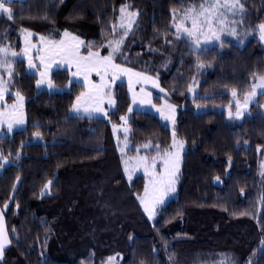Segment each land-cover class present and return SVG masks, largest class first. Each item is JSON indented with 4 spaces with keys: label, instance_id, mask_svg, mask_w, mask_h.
I'll return each mask as SVG.
<instances>
[{
    "label": "trees",
    "instance_id": "trees-1",
    "mask_svg": "<svg viewBox=\"0 0 264 264\" xmlns=\"http://www.w3.org/2000/svg\"><path fill=\"white\" fill-rule=\"evenodd\" d=\"M202 2L11 0L14 17L0 15V42L15 49L22 28L43 36L67 30L83 40V53L91 46L107 55L100 46L113 39L121 6L138 12L115 63L157 79L176 106L174 129L185 147L176 195L150 221L137 199L144 177L127 181L112 125L126 116L128 153L148 144L142 152L150 157L157 145L161 152L170 146L169 128L151 112L129 111L125 81L112 87L115 109L107 118H77L70 109L84 86L67 69L51 72L61 91H48L37 88V76L17 59L10 89L25 98L26 124L0 139V151L12 159L0 173V209L12 238L0 264H104L112 256L115 264H212L222 257L264 264V94L241 120L212 108L228 105L232 89L249 92L253 74L264 73L255 34L264 22V0H241V25L251 31L242 44L223 38V46L219 41L193 51L174 29L173 11ZM190 84L196 85L194 98L187 95ZM198 105L208 109L196 111ZM36 131L42 138L33 136Z\"/></svg>",
    "mask_w": 264,
    "mask_h": 264
},
{
    "label": "snow or ice",
    "instance_id": "snow-or-ice-1",
    "mask_svg": "<svg viewBox=\"0 0 264 264\" xmlns=\"http://www.w3.org/2000/svg\"><path fill=\"white\" fill-rule=\"evenodd\" d=\"M11 0H0V15L7 16L9 20H12L14 14L10 6ZM130 6L123 5L120 8V28L123 30V35L119 39L115 36L118 35L116 32V26H113V39L109 40L106 44L101 45V48H107L108 54L101 55L99 51H93L91 46L87 55H81L80 48L84 44L78 37L72 35L67 30L61 36L60 40L48 39L45 36H40L39 46L32 43L31 37L32 32L26 28L21 29L23 36V47L20 53H17L15 49L9 44L7 46L0 44V102L5 100V96L8 93V89L12 85L15 76L14 64L18 57L23 56L24 60L27 61L28 68L31 69H42L38 71L39 79L36 81V86L39 88L42 84H47L49 90L54 88L51 79L48 78V72L51 68L52 61L59 60L61 63H67L69 65V70L74 66L76 71L72 73V76L83 77L84 85L87 91L82 92L80 95L76 96L75 102L72 104L70 111L75 114L77 118H83L87 115L89 119H92L95 113L102 114L107 118L108 113L102 107L105 99L107 98L108 104H114V100L111 97L109 91L108 78L114 82L121 74L127 75L129 80V91L132 93L133 103L138 99V94L133 90L135 83H147L151 82L154 87L159 85L151 77L140 73L133 72L131 69L123 67L120 64L115 63V58L118 54H122V45L124 44L125 37L134 28L138 19V12L129 11ZM224 11H221V10ZM245 12V6L241 0H213L212 3H208L205 0L204 3L199 5L197 8L195 5L190 6L183 13L178 15L173 11V25L176 27L178 36L186 35L190 41V49L196 51L201 48V39L207 43L210 40L220 41L223 46V41L221 39V33L224 31V17L226 13H231L236 15L237 13L243 15ZM42 19H48L45 15L41 17ZM190 22L191 27L187 24ZM219 23L220 28L214 26ZM259 31L260 39L264 41V22L257 25ZM235 34V30H233ZM36 49L37 56H33L32 50ZM38 59L39 65L34 61ZM204 64L200 63L198 69H203ZM95 73L100 78V83L94 84L89 80V76ZM5 75L7 79L5 78ZM258 81V83H257ZM79 83V81H76ZM71 83V81H70ZM264 89V76H257L253 74V84L252 90L244 94V100H236L235 107L236 112L233 114L231 111V105L228 110V118L231 120L233 117L237 120L241 119L245 111L247 110L249 103L252 101L253 97L257 95V89ZM164 90L161 89V92ZM188 91L192 92L193 87L190 84L188 86ZM141 93L143 95L140 97V103L150 104L151 98L147 93H144L143 88H141ZM232 96L235 98L238 93L236 89H232ZM15 100L11 105L4 103L0 105V139L6 138L4 135V129L6 127L7 134H12L14 129L20 128L25 124V114H24V104L25 98L19 92L14 93ZM155 107V106H154ZM199 107V105L197 106ZM264 107V106H262ZM129 111H132L131 106ZM156 111L160 113V116L164 120L175 122V106L171 104H165L161 107L156 108ZM121 121L124 122L125 127L123 131L127 137L129 133V128L127 125V117L121 116ZM34 127H39L35 125ZM26 130V129H25ZM117 131V126L113 125V133ZM36 138H42L39 131L33 133ZM23 143L21 147H23ZM145 148H149L148 144L144 145ZM184 149V142L178 141L176 139V133L173 131L172 145L171 147L164 151H160V146H156L157 156L152 157L149 160L148 157H140L138 159V166H142L144 169V174L146 183L144 185L143 195H137V199L140 202L141 207L145 214H147L149 219H152L156 215L157 208L163 204L164 198L175 192V184L178 179V173L180 170V159L181 152ZM11 153L9 154V156ZM21 153L18 151L16 153V159H20ZM231 157H229V160ZM157 160L162 164V170L157 172L158 167ZM9 157H5L3 152L0 151V169L4 168L8 164ZM125 164V173L129 174V167L127 161H122ZM264 175V173H262ZM20 177L17 176V181ZM129 179L131 175L129 174ZM219 180V177L216 178ZM52 181H48L45 184V189L50 188ZM16 188V185H13ZM44 194L43 192L41 193ZM264 200V197H262ZM7 203L5 208H7ZM243 214V213H242ZM15 232V229H13ZM12 244V238L9 235L3 216V209H0V259H3L5 249ZM114 258L109 257L107 264H113ZM220 264H231L229 258L224 257ZM250 264L254 262L250 261Z\"/></svg>",
    "mask_w": 264,
    "mask_h": 264
},
{
    "label": "rangeland",
    "instance_id": "rangeland-1",
    "mask_svg": "<svg viewBox=\"0 0 264 264\" xmlns=\"http://www.w3.org/2000/svg\"><path fill=\"white\" fill-rule=\"evenodd\" d=\"M204 2H205V0H203L202 3H204ZM207 2H208V3H212L213 0H207ZM222 2H223V0H221V3H222ZM199 5H200V4H199ZM199 5H195V6H196L197 8H199ZM191 6H192V5H191ZM128 10H129V9H128ZM186 10H187V9H185V10L182 11V12H177V14H178V15L183 14ZM221 11H224V10L222 9ZM120 15H121V13H120ZM120 15H119L118 20H117L116 25H115V26H116V32L118 33V35L115 36L116 39H119L120 36L123 35V30L120 28ZM241 20H242V15L239 14V13H237L236 15H232L231 13H226V14H225V17H224V25H223V27H224V31L221 33V39H223V38H230V39L236 41L237 43L242 44L243 41H244V40L250 35L251 31H249V30H247V29H245V28L242 27V25H241ZM258 25H259V24H258ZM187 26H188V27H191L190 22L187 24ZM214 26L217 28V30H219V28H220L219 23H217V24L214 25ZM174 29L176 30V27H175V26H174ZM233 30H235V34H233ZM29 31H30V30H29ZM31 32H32V31H31ZM176 32H177V30H176ZM63 33H64V31H60V32L57 33V34H50V35L45 36V37L48 38V39H52V40H57V41H58V40L61 39V36H62ZM69 33H70V32H69ZM32 34H33L32 37H31L32 43L35 44V45H37V46H39V44H40L39 37H40V36H43V35L35 34L34 32H32ZM71 34L74 35L73 33H71ZM177 34H178V33H177ZM255 34H256V37L258 38L259 42L261 43L262 48L264 49V41H262V40L260 39V35H259V31H258V29H257V26H256V28H255ZM74 36H76V35H74ZM179 36H183V37L187 38L186 35H179ZM76 37H78V36H76ZM78 38H79V37H78ZM79 39H80L81 41H83L81 38H79ZM187 39H188V38H187ZM20 41H21V44H20V46H19V49H15V48L12 46V47L15 49V51H16L17 53H20V52H21V49H22V47H23V36H22L21 30H20ZM218 42H219V41H216V40H210L209 42L205 43L204 40H203V38H202V39H201V45H202L201 47L212 46V45L217 44ZM0 44L7 46V45H9L10 43L7 42V43H4V44H3V43L0 42ZM82 48H83V45H82L81 48H80V53H81V55H87V53H83V52H82ZM32 54H33V56H37L39 53H37L36 49L34 48V49L32 50ZM17 59H22L23 61H25V64H26V70H27L28 73H30V74H35V75L37 76V80L40 78L39 75H38L37 73H38L39 70H42V69H31V70H30V69L28 68L27 61L24 60L23 56H20V57H18ZM34 62H35L37 65H39V60H38V59H36ZM60 64H61V62H60L58 59L55 60V61H52L51 68H50V70H49V72H48V78H49V79H50V73H51V71H52V70H55L57 67H60ZM61 66L64 67V68H65V67L69 68V65H68L67 63H62ZM123 67H124V66H123ZM75 71H76V68L73 66V67L71 68V70H70L71 80H72V81H79V83L82 84V85L84 86V90H83L82 92L87 91V89H86V87H85V85H84L83 77H80V76H72V73H74ZM132 71H133V70H132ZM133 72H136V71H133ZM143 74H144V73H143ZM145 75H146V74H145ZM147 76H148V75H147ZM259 76H264V73L261 74V75H259ZM149 77H150V76H149ZM5 78L7 79L6 75H5ZM151 78H152V80H155V81L157 82V84H158V81H157L156 78H154V77H151ZM89 80H90L92 83H94V84H98V83H100V78H99V76H97L94 72L89 76ZM117 81H126V82L129 84V80H128V76H127V75L121 74V75H120V76H119L114 82L111 80V77H109V78H108V83H109V91H110V93H111V97H112V87H113L114 83L117 82ZM148 83H149V82H148ZM148 83H135L134 86H133V89H135V90L140 89V90H141V88H143V89L146 88L147 90L150 91V88H151V87L149 86ZM257 83H258V81H257ZM158 85H159V84H158ZM135 87H136L137 89H136ZM149 87H150V88H149ZM153 87H154V86H153ZM192 87H193V91H192V92L187 91V95H188L189 97H191V98H194V96H195L196 93H197V91H196L197 89H196V85H195V84H193ZM39 88H40V89H45V90H48V91H61V90H60L59 88H57L56 86H54L53 89L49 90V88H48V86H47L46 83H45V84H42ZM148 88H149V89H148ZM161 89H162V88H160V86H158V87H154L153 89H151V92L154 94L155 97H157V99L159 100V103L156 104V103L152 102V100H151V103L148 104V106H149V108H150L151 110H147V109H144V110L150 111L151 113L155 114L157 117H159V118L161 119L162 123H163L166 127L169 128V130H170V134H171V142H170V146L168 147V149H169V148L171 147V145H172L173 131H175V129H174V127H175V122H174V124H173L172 121L162 119L161 116H160V113L156 111V108L161 107L162 105H165V104H171V105H173V106H175V105L167 99V94H166V92H165V91L161 92ZM251 90H252V87H251V89L249 90V92H250ZM15 92H16V90H11V89L9 88V89H8V93H7L6 96H5V100L2 101V102H0V105H2V104H4V103H7L8 105H11V104L14 102V100H15V95H14ZM152 93H151V95H152V97H153V94H152ZM261 93L264 94V89H260V88H258V89H257V95H256L255 97H253L252 101L249 103V106L251 105V103H253V102L256 101L257 96H258L259 94H261ZM9 95L12 96V100H11V101L6 100L7 96H9ZM112 99H113V97H112ZM236 100H240L241 102H243V100H244V94H242V95H239V94H238V95L234 98V97L232 96L231 92H230V103H229L228 105H226V106H222V107H212V108L215 109V110L223 111L224 114H225V116L228 118V110H229V106H230V105H231V111L233 112V114L236 112V107H235ZM154 106H155V107H154ZM249 106H248V108H249ZM102 107H103V108L105 109V111L108 113V111H109L110 109L113 108V104H112V105H109V104H108V101H107V98H106L105 101H104V103H103V105H102ZM145 107H147V106L145 105ZM106 108H107L108 110H106ZM131 108H132V106H131ZM248 108H247V110L245 111V114H244V115H246V114L248 113ZM175 109H176V106H175ZM206 109H208V108L205 107V106H200V105H199V107L195 106V110H196V111H203V110H206ZM132 110H133V108H132ZM262 111H264V107H262ZM24 114H25V111H24ZM94 115H101V114H100V113H95ZM176 115H177V109H176V111H175V121H176ZM228 119H229V118H228ZM231 120H237V119H235V118L233 117V119H231ZM239 120H241V119H239ZM25 124H26V117H25ZM25 124H24L23 126H21L20 128L14 129L13 132H15V131H17V130H22L23 128H25ZM113 125H114V124H113ZM113 125H112V131H113ZM116 126H117V131H116L115 134L113 133V135H114L115 141H116V143H117L118 152H119V154H120L121 162H122V161H127V162H128L129 174L131 175V179H129V174H126V173H125V170H124V169H125V164L122 162V167H123L124 175H125L127 181H131L136 175H139V174H140V175H142V176L144 177V185H145V183H146V179H147V178L145 177L143 167H142V166H138V159H139L140 157H145V156H146V157L149 158V160H151V158L157 156V154H155L154 156L150 157V156L146 155L145 152H142V151H145V150L150 149V148H151L150 145H149V148H145L144 146L141 147V148H140V147H139V148H136V150H135L136 152H135L134 154H130V153H128V149H129L131 146L129 145L128 140H127L128 135H127V137H126V136H125V133H124V131H123V128L125 127L124 122L122 121L121 124L116 125ZM126 126L129 128L128 125H126ZM129 131H130V129H129ZM4 135H10V134H7V129H6V127H5V129H4ZM176 139H177L178 141H182L179 137H177V135H176ZM184 147H185V145H184ZM168 149H167V150H168ZM165 151H166V150H165ZM183 151H184V149H183ZM183 151L181 152L180 166H181V161H182V154H183ZM9 161H10V162H9L8 164H6L5 167H6L7 165H9L10 163H12V159H11L10 157H9ZM157 165H158V167H157L156 171H157V172H160V171L162 170V164L160 163L159 160H157ZM5 167H4V168H5ZM4 168L0 169V173L2 172V170H3ZM179 172H180V170H179ZM259 173H260V175H261L262 173H264V156H263V159H262L261 162H260V171H259ZM178 179H179V173H178ZM178 179L176 180V184H175V192H172V193L168 194V195L164 198V202H163V204H161L159 207L165 205V203H166L168 200H170V199H172L173 197H175V195H176V187H177ZM48 189H49V188H48ZM48 189H45V188H44L43 193H48ZM143 193H144V186H143V191H142V193H141L140 195H143ZM138 201H139V200H138ZM139 203H140V202H139ZM142 209H143V208H142ZM145 215H146V217L148 218L147 214H145ZM155 216H156V215H155ZM155 216H154L152 219H149V218H148V219H149L150 221H152V220H154ZM112 258H114V260H113V264H115V263L117 262V258H116V256H112ZM222 259H224V257H222L219 261H217V262H215V263H212V264H220V262H221ZM107 262H108V259L104 262V264H107Z\"/></svg>",
    "mask_w": 264,
    "mask_h": 264
},
{
    "label": "crops",
    "instance_id": "crops-1",
    "mask_svg": "<svg viewBox=\"0 0 264 264\" xmlns=\"http://www.w3.org/2000/svg\"><path fill=\"white\" fill-rule=\"evenodd\" d=\"M62 64V63H61ZM61 64H60V67H57L56 69H58V68H62V69H67L68 71H69V73H70V70H69V68H67V67H62L61 66ZM53 71V70H52ZM51 71V72H52ZM134 71V70H133ZM137 72V71H136ZM51 74V73H50ZM71 77V76H70ZM126 82V81H125ZM148 83V82H147ZM126 84H127V89H128V95H129V97H130V100H131V105H132V108L134 109V110H140V111H147V110H151L150 108H149V106H148V104L147 103H144V104H141L140 103V97L143 95V93H141V90L140 89H137L136 87V89L137 90H135V89H133L137 94H138V99H137V101L135 102V103H133V99H132V93L129 91V84L126 82ZM149 86L151 87H149L150 88V91L149 90H147L146 88H144L143 90H144V93H147L148 95H149V97L151 98V100H152V102H153V98L155 97L154 96V94L151 92V89H153L154 87H153V84L149 81ZM148 88V89H149ZM151 93L153 94V97H152V95H151ZM114 100V99H113ZM145 105L147 106V107H145ZM115 109V101H114V104H113V108L112 109H110L109 111H113ZM144 109H147V110H144ZM106 110H108L107 108H106ZM108 111V112H109ZM147 112H150V111H147ZM73 115H75L74 113H72ZM84 116H87V115H84ZM93 117H98V118H103L104 116L101 114V115H94Z\"/></svg>",
    "mask_w": 264,
    "mask_h": 264
}]
</instances>
